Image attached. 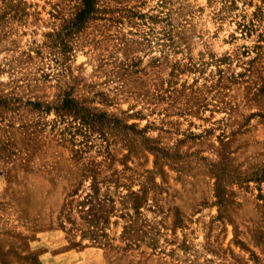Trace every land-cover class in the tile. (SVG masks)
Listing matches in <instances>:
<instances>
[{"label": "rangeland", "instance_id": "obj_1", "mask_svg": "<svg viewBox=\"0 0 264 264\" xmlns=\"http://www.w3.org/2000/svg\"><path fill=\"white\" fill-rule=\"evenodd\" d=\"M95 5L0 0V264H264V0Z\"/></svg>", "mask_w": 264, "mask_h": 264}, {"label": "trees", "instance_id": "obj_2", "mask_svg": "<svg viewBox=\"0 0 264 264\" xmlns=\"http://www.w3.org/2000/svg\"><path fill=\"white\" fill-rule=\"evenodd\" d=\"M78 1L80 3V7L77 10V13L74 18V22L72 24V26L75 28H77V26L79 27L80 25H82V23H84L87 19L93 16L97 11L96 5H95L97 0H78ZM96 188H97L96 186H92L91 188L92 195H87L84 201L88 203H92V200H94L93 198L95 197V194H97L95 191ZM86 213L88 216H90L89 223L95 224L97 219L99 218V217H96L97 214H93L90 208L87 210Z\"/></svg>", "mask_w": 264, "mask_h": 264}]
</instances>
